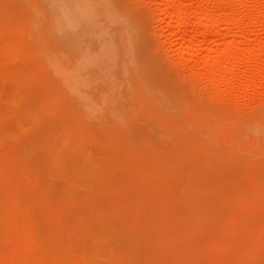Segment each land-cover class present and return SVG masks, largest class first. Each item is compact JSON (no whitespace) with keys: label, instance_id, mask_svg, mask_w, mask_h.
<instances>
[{"label":"rangeland","instance_id":"374dc122","mask_svg":"<svg viewBox=\"0 0 264 264\" xmlns=\"http://www.w3.org/2000/svg\"><path fill=\"white\" fill-rule=\"evenodd\" d=\"M162 1H113L138 70L111 102L106 71L77 96L43 50L56 16L66 35L100 21L97 0H0V264H264V0H221L237 15L207 39ZM231 45L248 56L211 79Z\"/></svg>","mask_w":264,"mask_h":264},{"label":"bare ground","instance_id":"6f19581e","mask_svg":"<svg viewBox=\"0 0 264 264\" xmlns=\"http://www.w3.org/2000/svg\"><path fill=\"white\" fill-rule=\"evenodd\" d=\"M62 1L64 3L75 2V1L78 2V0H62ZM79 1H83V0H79ZM97 1L99 7V15L101 17L100 21H98L95 24L83 25L81 29L76 33L66 35L64 28L61 22L59 21V18H57L56 16L54 21L47 26V40L45 46L46 49L44 48L43 50H47L46 51L47 53L52 54L53 59L50 60L49 62L52 64L54 68L58 70L60 80L66 87L68 88L75 87V89L77 90V91L75 90V95L77 96L78 95L82 96V94H85L86 90L81 85H83L82 83L88 81V80L86 81V78L89 76V74L94 73L95 71L97 72L98 70L106 71L107 72L106 74L109 75L108 80H110L112 84V87L109 88L106 92L108 94V98L112 100L110 99H106V100L113 102L114 99L116 100L118 96L122 95V91H120V87H122L123 90L124 87L123 85H125V83L132 82L130 78L131 74L129 73L130 72L129 67L130 65H133L135 62L134 61L135 57H133L135 56L133 55V52L135 51V49L133 48V45L135 46L134 43L135 40L133 38L134 36L133 34L136 31L135 28L137 27L133 25L134 23L132 22V19L133 16L135 17L134 19L137 18L135 15L132 16L124 12L123 10H120L121 9L120 4L115 5L114 3L116 1L113 3L114 0L112 1L97 0ZM213 1L214 3L212 2L213 4L211 6L206 4L204 5L197 4L193 11L190 10V8L189 9L187 8L183 0H163L162 2L166 5L163 19L166 20L165 18H167L170 15V11L174 10L175 12L173 13H175L176 15L175 26L180 32L183 33L184 36L183 35L182 36L185 37V35L188 32L187 27L190 16L194 14L195 15L199 14L200 22L197 25H199L200 27L202 26V28L204 29L202 35L204 38L207 39L208 36L217 33L216 28L218 22L220 21V18H225V20H227L228 22H232L233 19L235 18L234 16L237 15V14L231 15V13L230 14L224 13L225 8L223 4H221V0L219 1L220 3L219 2L216 3L215 2L216 0ZM191 36L190 38L192 39L188 40L189 45L194 42L193 40L194 36L192 37ZM234 47L232 45L229 46L225 52L220 54L217 53L218 56L216 58L214 57L215 60L214 58L212 59V61H214L216 70H214L213 72H211L212 70L210 71L212 73V77H210L211 79L212 78L215 79L216 71L223 68L221 67L223 64L229 66L231 65L230 68L229 66L223 65L224 67H228L229 69H231L234 65L236 64L238 65V62H240L241 59H243V58L240 59V56L246 55L240 53L239 51L241 50H239L238 48H236L237 50L236 51ZM238 52L240 53V55ZM253 54L254 53H252V55ZM252 55L250 54L251 57ZM246 56H248V54ZM258 59H259L258 61H255V59L253 58L252 59L253 62L251 63L249 62L250 64L249 67L252 70L248 76L249 83L253 82L258 75L261 78H264V54L262 58H258ZM134 65H137V63L135 62ZM127 70L128 73L130 74L129 76L128 73L126 72ZM136 70H138V68L134 69L135 73H137ZM135 73L134 76L131 75L134 78L137 76V74ZM104 76L105 78H107L106 75ZM125 80L127 82H125ZM123 94L126 93L124 92ZM98 99H100V97H98ZM99 105L101 104L98 103L97 106ZM250 126L251 125L248 126V129L246 128L247 131L254 128L253 124H252V128H250ZM255 128H257V126H255ZM255 133L256 132H253L252 134Z\"/></svg>","mask_w":264,"mask_h":264}]
</instances>
